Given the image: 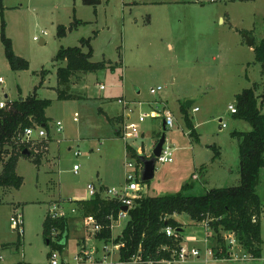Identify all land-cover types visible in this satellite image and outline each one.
<instances>
[{"label":"rangeland","instance_id":"374dc122","mask_svg":"<svg viewBox=\"0 0 264 264\" xmlns=\"http://www.w3.org/2000/svg\"><path fill=\"white\" fill-rule=\"evenodd\" d=\"M96 1L94 7L84 0H2L0 102L25 99L37 89L39 99L52 102L46 112L51 120L48 138L52 140L26 144L32 158L17 162V174L24 180L21 188H0V264H51L52 251L57 253L58 262L77 264L74 258L82 246L96 252L87 264H101L105 245L113 248L117 244L128 218H122L109 242L99 241L84 224L79 203L88 198V184L99 187L102 183L122 190L126 185L125 163L130 161L127 148L150 154L163 119L141 121L145 112L163 113L167 108L175 116V126L166 130L175 153L173 163H157L153 180L140 182L141 195H174L192 183L189 195L201 196L241 182L238 139L232 133L250 131L251 126L236 120L228 106L236 107L235 96L254 86H258L257 95H264V67L255 60L254 49L245 38L247 35L258 44L264 40V0L206 4L193 0ZM60 27L67 30L64 37L59 36ZM3 35L11 41L15 54L28 63V70L16 72L10 67ZM83 39L90 42L93 62L105 61L113 68L74 80L70 86L74 98L60 101L57 70L65 64H56L54 59L66 47L89 52V47L81 46ZM101 85L105 89H100ZM158 87L163 91L151 95ZM119 98L134 106L128 131L139 132L138 139L116 135L125 119L117 104ZM190 101L201 109L198 114L190 110L189 115L199 141L190 137L181 115V108ZM260 103L264 114V102ZM220 120L225 129L219 130ZM57 122L63 124L60 134L55 131ZM214 147L220 151L218 159H214ZM38 155L43 157L39 165L35 162ZM74 166L78 167L76 172ZM257 191L264 203V174ZM52 205L66 214L69 226L67 246L61 250L54 248L56 238L49 246L43 236L42 224ZM17 210L24 218L23 236L10 225ZM176 218L184 225L183 237L198 240L184 244L200 251V259L178 264H264V213L262 258L246 262L212 257L207 248L211 249L213 240L208 245L203 242L204 226L193 225L187 215ZM119 253L116 249L107 261L118 262ZM239 253L245 251L240 248Z\"/></svg>","mask_w":264,"mask_h":264},{"label":"trees","instance_id":"16d2710c","mask_svg":"<svg viewBox=\"0 0 264 264\" xmlns=\"http://www.w3.org/2000/svg\"><path fill=\"white\" fill-rule=\"evenodd\" d=\"M85 4L96 7V0H84ZM76 22L75 25H78ZM59 36L66 35V28L60 27ZM244 33V32H243ZM248 35L250 33L245 32ZM3 43L6 57L10 67L16 72L28 70V63L18 57L12 43L3 35ZM89 41L83 39L82 45L89 47L85 52L80 47L62 48L54 63H64L65 67L57 70V95L58 100L73 99L70 86L73 81L86 74H96L100 71L113 68L105 61L93 62L92 49ZM255 60L264 67V40L255 43ZM115 68V67H114ZM114 71V70H113ZM46 72L42 73V85ZM258 86L245 89L235 96L236 114L233 117L251 126L250 131L232 133V137L238 139L240 156L241 182L238 186L228 188L211 189L204 195H189L193 184H186L183 191L174 195L159 196L157 198L141 195L133 207L128 211V222L122 234L117 238L115 245H121L119 256L122 262H131L134 257L140 256L145 262L160 260H175L176 253L180 250L184 235V225L176 218L178 215H187L193 225L208 223L211 237L209 238L213 257L216 259H230V247L223 233H233L240 247L252 259H261L263 239L262 215L264 203L258 194V186L264 174V114L261 113V101L264 95H257ZM7 107L0 109V188L20 189L23 177L17 174L16 166L20 158H32L23 155L27 149L26 141H23L24 131L32 126L45 128L49 132L51 120L46 112L51 107V100H43L37 97V89L25 99L7 102ZM184 121L189 130L190 137L199 141L189 110L186 106L181 108ZM159 138L162 131L158 133ZM116 135H120L119 132ZM215 149V147H214ZM215 151L214 159L220 158V151ZM132 158L139 161V155L132 148H127ZM43 157L38 155L35 162L39 165ZM204 178V175L202 176ZM105 189L100 187V193L94 198L81 201L79 208L84 218L91 215L103 230L96 234L99 241L109 242L112 237V225L110 217L116 220L123 210V205L116 201L103 197ZM43 236L47 245L61 250L64 245L65 235L68 233L67 219H54L48 214L42 224ZM171 228L175 235L168 236L166 230ZM183 229L182 232L178 231ZM59 232V233H58ZM61 233L59 240L57 235ZM68 236L66 237L67 242ZM20 241L18 242V246ZM80 247L81 244L78 243Z\"/></svg>","mask_w":264,"mask_h":264},{"label":"built area","instance_id":"2783aa9c","mask_svg":"<svg viewBox=\"0 0 264 264\" xmlns=\"http://www.w3.org/2000/svg\"><path fill=\"white\" fill-rule=\"evenodd\" d=\"M222 0H193L194 3L197 4H206V3H218L221 2ZM0 84H3V81L0 80ZM100 89H105L104 85L100 86ZM163 91L162 87H158V88H154L153 90H151V95L155 96L156 94H159ZM7 102L5 101H1L0 102V109H4L7 107ZM118 106H120L124 112V120L122 123V129H121V135L122 138L126 139V138H131V137H135L136 139H138L139 137H141V135L139 134V132H133L130 133L128 131V123L131 121L132 116H134L135 114V109L134 106L132 105V103L128 100H126L125 98H119L117 101ZM228 110L230 112V114H236V107L234 105H229L228 106ZM200 111L199 107H194L193 108V113H198ZM145 118H150V119H163V121H165L166 123V128L167 129H173V127L175 126V116H173L171 114L170 111H168V109H164L163 113L155 110V111H150V112H145L142 114L140 120L143 121ZM75 121L78 122L77 119V115L75 116ZM220 128L225 129L226 125L223 124V121L220 123ZM55 131L60 134L61 132H63V124L62 122H57L56 123V129ZM49 133L45 128L39 127V126H32L31 128H28L24 131L22 138L23 141H26V144H33L36 141H42V140H48L49 138ZM153 148L150 149L148 152L150 153L149 155H146V157L150 158L153 154ZM175 149H173V147L168 143V141L166 140V143L164 144L163 148H162V154L160 157L157 158V163H161V164H171L173 163V157H174V152ZM127 153V152H126ZM139 156H145V153H143V150L140 149V151L138 150V152H136ZM77 155V153H76ZM128 158L130 161H128L127 163H125L126 166V185L122 188V190H118L115 188H104V192H103V197L111 199V200H116L118 202H120L123 207H128V211L130 210V208L133 207V204L136 200L140 199L141 196V191H142V186L141 183L142 182V169L143 166L140 163V161L130 157L129 153H127ZM78 170L77 166H74V171L76 172ZM88 191V198L87 199H92L94 198L98 193H100V188L93 185V184H88L87 185V189ZM128 211L125 212L124 210H122V212L119 214L118 219H114L113 216L110 217V221H111V225H112V231L118 227L119 222L122 220V218L127 217L128 218ZM50 216L54 219L57 218H65L66 214L57 208L56 205H52L51 207V211H50ZM84 224L86 226L91 227V233L93 234H98L103 230V227L101 225H99L95 218L91 215L87 216L86 218H84ZM10 225L13 228V230H17L19 232L20 236H23L24 234V218L23 215L20 211H15V213L13 214V216L10 218ZM205 230V237L203 238V242L208 245V243L210 244V240L209 238L211 237L210 234V228L208 223L203 224ZM166 234L168 236H173L175 235V231L172 230L171 228H168L166 230ZM224 239H226L228 246L230 247V253H229V257L232 261L235 262H246L249 259H252L249 255H245V254H237V251L241 248L239 245V242L237 241V239L235 238V235L233 233L230 234H225L224 235ZM183 243L181 245L180 250L176 253L177 258H174L175 260H160L159 262H153V261H149V262H145L141 259L140 256L134 257L131 262H122L120 259L118 262H109L107 261L108 259V255H112L116 249H118V251L120 252L122 246L121 245H114L113 248H109L108 246L105 245L104 250H105V254L102 255L101 258V264H178V263H183V262H187L189 260H195V259H200V251L198 247H194V248H188V246L186 244H184L185 242H190V243H194L197 242L198 240L196 239V237H185L183 238ZM209 255H211L213 257V251L210 249V247L207 248ZM96 252H94L93 250H86L85 246H82L80 248L79 253L75 256L74 261L77 264H87L89 261L92 262L93 261V256ZM58 256L57 253H55L54 251H52L51 253V264H69L66 262L60 263L57 260ZM2 259V257L0 256V260Z\"/></svg>","mask_w":264,"mask_h":264},{"label":"water","instance_id":"95a60500","mask_svg":"<svg viewBox=\"0 0 264 264\" xmlns=\"http://www.w3.org/2000/svg\"><path fill=\"white\" fill-rule=\"evenodd\" d=\"M246 38V43L250 46V47H254L255 43L249 38V36L245 35ZM41 45H44V41H41ZM7 98V96H6ZM193 105V102H187L186 103V108L187 109H191ZM222 122V120H221ZM220 122V123H221ZM221 129V128H220ZM166 123L165 121H163L162 124V136L160 137L159 141L156 143V145L153 148V154L150 158L146 157V156H139V161L143 166V173H142V182H149L151 180H153L155 178V174H156V165H157V158L161 156L162 154V148L164 146V144L166 143L167 140V134H166ZM23 155L27 156V157H31V152L26 149L23 151ZM123 210L125 212L128 211V207H124ZM178 231L182 232L183 229H179ZM68 236V234L65 235V240L62 242L64 245H66V237Z\"/></svg>","mask_w":264,"mask_h":264},{"label":"crops","instance_id":"0c3cea01","mask_svg":"<svg viewBox=\"0 0 264 264\" xmlns=\"http://www.w3.org/2000/svg\"><path fill=\"white\" fill-rule=\"evenodd\" d=\"M177 2H178V1H177ZM0 6L3 7L2 0H0ZM171 47H172V45H170V48H171ZM117 101H118V99H117ZM165 101H166V104H167L166 107L169 108V101H168V99L165 100ZM193 105H194V104H193ZM193 105H192L191 109H188V110H189V113H188L189 115H190V110H191L192 113H193V108H194V107H199V106H193ZM120 109H121V111H123L121 107H120ZM166 109H167V108H166ZM200 112H201V109H200V111H199L198 113H200ZM198 113H194V114H198ZM181 115H182V113H181ZM120 116H121V115L119 114V117H120ZM232 116H233V115H232ZM191 118H192V117H191ZM192 120H193V119H192ZM220 122H221V120H220ZM239 122L242 123V121H239ZM122 123H123V120H121V125H122ZM157 129H158V127L156 126V128H155V130H154V133H153V134L155 135L154 137H156V132L158 131ZM219 130H221V129H220V126H219ZM161 131H162V129H161ZM161 131H160V132H161ZM117 132H119V130H117L116 133H117ZM48 133H49V132H48ZM142 135H143V134H142ZM144 136H145V135H143V137H144ZM117 137L122 138V135H121V134H120L119 136L117 135ZM51 140H52V138L48 139L47 141L50 142ZM58 142H60V141H58ZM48 147H49V145H48ZM152 147H154V146H152ZM47 149H48V148H47ZM151 149H152V148H151ZM138 150L140 151V148H139ZM142 150L145 151L144 149H142ZM99 185H100L99 188H100V187L103 188V189L106 188L105 186L102 185V183H100ZM86 200H87V198H86ZM86 200H85V201H86ZM78 243H79V241L77 242V244H78ZM50 255H51V254H50Z\"/></svg>","mask_w":264,"mask_h":264}]
</instances>
